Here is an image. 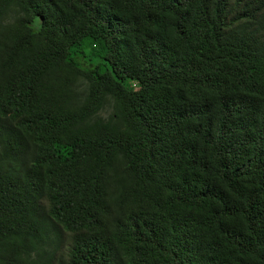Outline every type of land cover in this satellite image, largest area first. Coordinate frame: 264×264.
<instances>
[{"label":"trees","instance_id":"obj_1","mask_svg":"<svg viewBox=\"0 0 264 264\" xmlns=\"http://www.w3.org/2000/svg\"><path fill=\"white\" fill-rule=\"evenodd\" d=\"M0 264H264V0H0Z\"/></svg>","mask_w":264,"mask_h":264}]
</instances>
